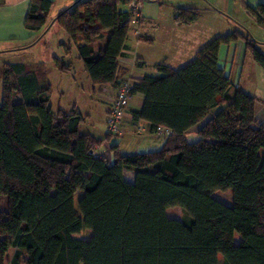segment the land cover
<instances>
[{"label":"trees","instance_id":"16d2710c","mask_svg":"<svg viewBox=\"0 0 264 264\" xmlns=\"http://www.w3.org/2000/svg\"><path fill=\"white\" fill-rule=\"evenodd\" d=\"M132 2L140 4L78 0L54 20L68 38L60 46L64 55L75 52L94 94L123 81L118 60L134 17ZM51 7L49 0H30L24 28L43 34ZM248 12L264 31V2ZM196 19L195 10L176 12L179 24ZM238 41L264 71L256 42L235 31L212 40L178 71L161 62L158 75L130 80V97L143 98L132 121L147 123L153 136L159 128L169 134L155 151L123 154L111 146V160L93 151L113 134H81L86 117L52 109L43 72L4 64L0 264L11 249L10 264H219V257L222 264H264V119L257 116L264 101L234 88L217 65L220 47ZM52 60L59 72L71 70L61 58ZM195 127L196 140L189 142ZM227 190L231 206L212 198ZM175 207L181 220L167 217ZM83 228L92 233L87 241L73 237Z\"/></svg>","mask_w":264,"mask_h":264},{"label":"crops","instance_id":"0c3cea01","mask_svg":"<svg viewBox=\"0 0 264 264\" xmlns=\"http://www.w3.org/2000/svg\"><path fill=\"white\" fill-rule=\"evenodd\" d=\"M49 1L52 2V7L48 14L47 29L43 34H35L24 28V20L29 9L30 0H0V67L6 63L23 64L30 71L36 70L31 65V61H29L30 63L28 61L26 64L24 63V60L28 59L25 56H30L29 53L32 48L41 45L49 50L51 44L53 47L54 45L60 47L68 43L67 36L56 27L54 20L61 12L70 8L78 0ZM263 2L264 0H140L142 21L139 26L131 22L126 47L118 60L119 66L124 72L120 75L119 81L124 79L135 81L145 75H158L155 66L161 62H165L169 68L178 71L191 62L196 53L212 40L227 36L225 34H231L235 31L249 34L256 42L257 49L260 52L261 50L264 51V31L257 26L248 12V8L254 9ZM118 9L128 11L129 7L128 5H119ZM180 9L195 10L197 19L190 24L177 23L175 21L176 12ZM135 30H138V35L135 34ZM45 38L50 41V45H46V41L43 44ZM59 49L61 51L59 58L65 63L71 64V70L68 73L75 74L80 69L75 52L72 51L73 60H70V56L64 55L61 47ZM262 54L264 55V52ZM53 57L52 55L51 59L47 58L46 63L49 60L53 63ZM251 59L243 42L238 41L220 47L217 65L232 83L237 81V85L242 92L255 97V86L249 83L250 79L246 78L243 83L241 82L245 71L249 75V68L246 70L245 64L249 63ZM38 64L39 66L45 65L41 62ZM27 65L31 68H28ZM86 81L87 84L90 83V87L94 92L96 88L92 86L89 79ZM109 93L115 94V89L106 87L96 94L105 108L104 116L107 113V103H104L100 97L104 94L107 96ZM257 99L264 101L261 98ZM142 103L143 98L141 96L130 97L126 117L122 122L124 133L121 137H119L120 135L116 136L119 142H105L101 148L103 154L109 160L112 159L111 146L118 145L120 152L123 153L124 141L128 136L133 135L132 130L134 129L141 128L143 131L142 134H138L139 138L134 136L137 139H140V137L154 138L149 133L147 123H134L132 121L131 113L139 110ZM57 107L61 106L57 105ZM71 111H75V108L73 107ZM82 116L87 119L89 115ZM257 116L261 120L264 119V110L261 106L258 108ZM197 130L198 127H195L189 133H195ZM93 136L100 138L97 135ZM138 142L139 140H137ZM124 147L127 148L126 145Z\"/></svg>","mask_w":264,"mask_h":264},{"label":"rangeland","instance_id":"374dc122","mask_svg":"<svg viewBox=\"0 0 264 264\" xmlns=\"http://www.w3.org/2000/svg\"><path fill=\"white\" fill-rule=\"evenodd\" d=\"M63 32V31H62ZM63 34H65L63 32ZM228 35V34H225ZM50 36V35H49ZM48 36V37H49ZM66 36V34H65ZM60 39V38H59ZM47 42L46 45H50V41H48L47 38L44 39V42ZM52 47V48H51ZM60 47H57L52 44L49 46V50L47 48H44L41 45H37L34 48H32V51L29 53V57L25 56V58H28L27 60H24V63L31 61V65L35 67L36 70H40L44 73L45 77L44 81L47 82L49 88H50V99L52 104V109L55 110L57 105L61 106L64 110L70 112L72 108H75V111L81 113L82 115H89L85 122L80 127V133H91L93 135H97L100 138H105L107 136V130H106V124H105V108L103 107V104L100 102L99 98L96 94L92 91V88L90 87V83H86L88 80L87 75L83 69V65L80 61L79 62V70L73 74L69 73H62L59 72L55 67L53 66V63L49 60L48 63H46L49 58L51 59V56L59 57L61 51H59ZM264 52L261 50V53ZM70 60H73V53H70ZM48 58V59H47ZM39 62L45 63L44 66H39ZM30 63V62H29ZM3 65L0 67V76L2 73ZM28 68H31L29 65H27ZM246 70L249 68V75H247L246 71L242 75V83L247 78L250 79L249 83L255 86L254 89V95L257 98H261L264 100V71L260 69L251 59L249 63L245 64ZM79 80V81H78ZM248 81V80H247ZM90 82V81H89ZM233 85L237 86V81L233 83ZM235 88V87H234ZM106 94V93H105ZM102 95L100 99L107 103V111L109 108V103L114 97V93H109V95L105 96ZM109 97V98H107ZM109 101V102H108ZM129 104V103H128ZM219 108H216L213 110V112H217ZM261 119V118H260ZM123 122V120H122ZM137 129L132 130L131 136H128L126 138V141H124L122 152L123 154H139V153H145L148 151H155L160 149V147L165 142V139H157V138H150V137H140V139H137L135 137H138V134H136ZM124 133L122 125H121V132L118 135H113L110 139V143H117L119 140L116 138V136L121 137ZM142 134V133H141ZM140 135V134H139ZM135 136V137H134ZM137 140L139 142L137 143ZM144 140V141H143ZM187 140L189 142H193L196 140V135L194 132L187 134ZM127 146L125 148L124 146ZM100 148V147H99ZM102 148V147H101ZM130 172H125L123 177L126 181L132 180ZM212 198L216 201H219L223 203L224 205L231 206L232 205V191H218L215 192L212 195ZM79 197L78 195L74 199V210L75 213L79 214L78 207H77V201ZM6 209V198H1L0 200V210ZM167 217L174 220H181L183 218V212L180 208H170L166 212ZM92 233L91 231L83 228L79 233L75 234L73 237L87 241L90 239ZM236 241L238 242L239 237L235 236ZM15 254V250L11 249L7 255H6V264H10L13 256ZM26 257L22 256L20 258V261H23ZM219 264H222V258L219 257Z\"/></svg>","mask_w":264,"mask_h":264},{"label":"built area","instance_id":"2783aa9c","mask_svg":"<svg viewBox=\"0 0 264 264\" xmlns=\"http://www.w3.org/2000/svg\"><path fill=\"white\" fill-rule=\"evenodd\" d=\"M131 10L134 12V17L131 20L132 24L139 26L142 21L140 14V4L132 2L130 5ZM136 35L139 34L138 30L134 31ZM132 88V82L127 79L123 80L116 88L113 99L109 103V108L105 116L106 130L109 134L118 135L121 132L122 120L126 117V110L130 100V90ZM235 88L237 86L235 85ZM137 134L143 133L141 128H137ZM168 132L165 129L159 128L154 135L157 139H165L168 136ZM93 153L95 157L102 158L103 152L99 147H95Z\"/></svg>","mask_w":264,"mask_h":264}]
</instances>
